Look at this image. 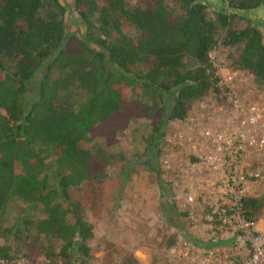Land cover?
Segmentation results:
<instances>
[{
    "label": "trees",
    "instance_id": "obj_1",
    "mask_svg": "<svg viewBox=\"0 0 264 264\" xmlns=\"http://www.w3.org/2000/svg\"><path fill=\"white\" fill-rule=\"evenodd\" d=\"M257 9L262 26L239 25L237 13ZM67 13L78 33L66 34ZM217 45L262 86L264 0H0V259L89 260L93 222L120 185L106 176L116 134L148 121L149 167L164 125L221 93L208 57ZM13 199L26 210L4 225ZM263 201L243 198L248 219L263 217ZM119 264L139 262L125 252Z\"/></svg>",
    "mask_w": 264,
    "mask_h": 264
},
{
    "label": "built area",
    "instance_id": "obj_2",
    "mask_svg": "<svg viewBox=\"0 0 264 264\" xmlns=\"http://www.w3.org/2000/svg\"><path fill=\"white\" fill-rule=\"evenodd\" d=\"M214 48L208 57L224 108L218 104L206 123L168 121L172 131L164 129L159 154L171 204L183 222L201 225L203 236L195 242L176 234L166 255L181 264H264V217L252 221L243 210V198L262 179L250 154L264 150V100L244 70L211 56Z\"/></svg>",
    "mask_w": 264,
    "mask_h": 264
},
{
    "label": "rangeland",
    "instance_id": "obj_3",
    "mask_svg": "<svg viewBox=\"0 0 264 264\" xmlns=\"http://www.w3.org/2000/svg\"><path fill=\"white\" fill-rule=\"evenodd\" d=\"M129 3H133L135 0H126ZM207 1V0H205ZM224 0H211L212 5L218 4ZM242 17L239 19V25H243L245 20H254L262 26L261 10L243 11L237 13ZM64 28L67 33H78L77 17L73 14L64 15ZM131 36L135 35V32L130 31ZM212 57H216L220 60L221 66H227L235 71L227 62L225 58V51L217 45L213 52ZM254 95L260 96L264 100V84L256 88ZM255 98V96H252ZM220 104L224 108L225 102L222 101L221 93L215 94L210 92L202 100L194 102L190 109L187 111L186 119L198 118L201 123L209 122L213 115H217L216 106ZM168 132L172 131L169 123L164 125L163 130ZM264 129V128H263ZM150 132V126L148 121L139 119L131 121L128 126L118 132L115 136V143L109 151L114 152L116 160L107 167L106 173L109 177L116 174L117 171L123 173L136 170L135 176L125 178L124 185L127 189L130 186L134 187L138 185V190L135 191L138 196L137 201L130 203L132 196L127 193H123L127 196L126 207H120V203L116 202L115 205L112 201V193L105 197V203L103 209V222H93V236L87 241V245L90 248V258L83 264H119L123 253H131L139 264H181V261L176 256L166 255V251L170 248L176 238V234H181L186 238L198 239L202 238L203 230L201 225H192L183 222L180 215L177 214L174 206L171 204L170 191L161 190L159 183L163 178H167L170 174H164L159 166L160 156L155 157L151 155V165L148 167L143 160H145V138ZM165 133V132H164ZM102 142L101 139H98ZM163 137L160 141L159 148L163 146ZM251 159L260 169L262 179L255 183L251 189V196H263L264 195V150L260 153L252 152L250 154ZM143 162V163H142ZM122 178V177H121ZM137 179V180H136ZM264 202V201H263ZM26 210L25 203L13 199L7 205L3 214L4 225L11 224L14 219H20L23 217V212ZM29 212V211H28ZM38 210H31L27 217L36 218L38 216ZM261 215L264 217V204ZM137 219L139 223L140 235L136 239L132 240V236L126 234V237H121L119 232V223L123 220L126 224L131 219ZM171 218L176 219V224L168 221ZM87 219L91 220L88 215ZM151 222V223H150ZM150 223V224H149ZM151 224L155 227L152 230ZM105 231H102L103 227ZM165 228V229H161ZM156 232V234L154 233ZM122 235V234H121ZM120 238V239H119ZM132 240V241H130ZM3 242L0 239V243ZM166 259V261H165ZM167 262V263H165ZM9 264H44L42 257L30 260H20L17 258L14 262ZM59 264V262L55 263Z\"/></svg>",
    "mask_w": 264,
    "mask_h": 264
},
{
    "label": "crops",
    "instance_id": "obj_4",
    "mask_svg": "<svg viewBox=\"0 0 264 264\" xmlns=\"http://www.w3.org/2000/svg\"><path fill=\"white\" fill-rule=\"evenodd\" d=\"M135 172H136V170L129 171V172H126V173H123L121 171H117L116 174L111 175L112 177H109L107 175V173H106V176L107 177H109V178H118L120 180L119 187L111 191V192H113L112 193V201H113V204L114 205H115L116 202H119L120 203V207H126V201L127 200H130V199L127 198L128 195L127 196H124L123 193H127V192H128V194L130 196H132V199L130 200L131 201L130 203H134L135 204V202L137 201V198L136 197L138 196V194L137 193L135 194V191L138 190V185H135L134 187L130 186V189H127L125 187V185H124L125 178H129L132 175L135 176L136 175ZM104 203H105V200H104ZM103 209L105 210V207ZM102 220H103V216H101V218L99 219V221L101 222ZM99 221H98V223H100ZM168 221L172 222L173 223L172 225L176 224V219H174V218H171L170 220L168 218ZM119 225H120V227L118 229H119V232L122 234V235L119 234L120 235V238L121 237H126V234H129V236H132V238H133L132 240H134V239L137 238L138 235H140V232L141 231L139 230L140 229L139 228V223H138V221H137L136 218L135 219H131L128 224H126V222H124L122 220L119 223ZM102 227H103L102 231H105L104 226H102ZM151 227H152V230H153V228L155 226L153 224H151ZM161 229H165V228H161ZM154 233L156 234V232H154ZM132 240H130V241H132Z\"/></svg>",
    "mask_w": 264,
    "mask_h": 264
}]
</instances>
